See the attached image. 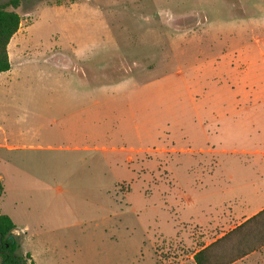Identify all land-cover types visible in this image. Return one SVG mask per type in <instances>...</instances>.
Returning a JSON list of instances; mask_svg holds the SVG:
<instances>
[{
	"label": "rangeland",
	"instance_id": "rangeland-1",
	"mask_svg": "<svg viewBox=\"0 0 264 264\" xmlns=\"http://www.w3.org/2000/svg\"><path fill=\"white\" fill-rule=\"evenodd\" d=\"M16 11L0 74V209L20 254L195 264L244 223L241 198L207 202L197 187L216 153L264 150V0H24ZM235 105L238 117L215 118ZM221 157L236 174L264 159ZM256 252L235 263L264 264Z\"/></svg>",
	"mask_w": 264,
	"mask_h": 264
},
{
	"label": "trees",
	"instance_id": "trees-1",
	"mask_svg": "<svg viewBox=\"0 0 264 264\" xmlns=\"http://www.w3.org/2000/svg\"><path fill=\"white\" fill-rule=\"evenodd\" d=\"M24 0L0 4V74L9 72L8 46L18 33L21 17L16 11ZM16 226L0 210V264H35L31 254H20V244L12 236ZM264 248V209L228 234L194 255L195 264H234Z\"/></svg>",
	"mask_w": 264,
	"mask_h": 264
},
{
	"label": "crops",
	"instance_id": "crops-1",
	"mask_svg": "<svg viewBox=\"0 0 264 264\" xmlns=\"http://www.w3.org/2000/svg\"><path fill=\"white\" fill-rule=\"evenodd\" d=\"M241 106L235 105L230 110L223 109L221 107H217L215 112V118L219 120L221 117L230 118L231 116L240 115L241 113ZM248 111V110H247ZM221 116V117H220ZM236 116V117H238ZM254 144V143H250ZM11 149V147H9ZM191 153L192 151L189 150ZM176 153L177 150H172V153ZM184 152V151H183ZM167 153V152H165ZM212 154V155H220V157H213L210 159L211 162L214 163V168L209 169L207 167H203V174L206 175V177H209L208 181H202L200 188L197 187L199 192L202 193H209L207 197L210 198V200H204L207 202L212 203H218L222 201L223 199H229V198H241L242 204L238 205L237 208L234 211V215L237 218H240L243 220V222L247 221L260 211L264 209V159L260 162L255 159H252V166L248 164V167L243 168V170H239L243 172L242 174H236L233 170H228L225 167L224 158L221 157V155H231V156H237V155H243V156H252L255 158L256 156H264V150H258V149H250V150H241L236 151L233 150L232 152L228 153L226 150H222L221 152H218L214 154V152H206L203 149H200L199 154L201 156H204V154ZM220 170V171H219ZM252 176V177H251ZM217 177H221L220 181H224L227 183V186H225V189L220 190L221 199H215L212 194V188H218V184H216L214 181H218ZM239 180V182H238ZM238 183H241L240 187L238 186ZM196 189V188H195ZM230 193V194H229ZM244 193V194H241ZM228 194V195H227ZM205 195V194H202ZM227 195V196H226ZM212 199V200H211ZM197 201V200H196ZM195 201V203H196ZM194 203V204H195ZM1 210V209H0ZM203 210V209H202ZM2 213V211H1ZM3 214V213H2ZM5 215V214H4ZM13 221V220H12ZM242 222V223H243ZM16 226V225H15ZM17 229V228H16ZM264 250V248H263ZM254 254H258V252H253L250 254L247 258L251 257ZM245 258L244 260H246ZM242 261H239V263ZM236 264V263H235ZM242 264V263H241Z\"/></svg>",
	"mask_w": 264,
	"mask_h": 264
}]
</instances>
